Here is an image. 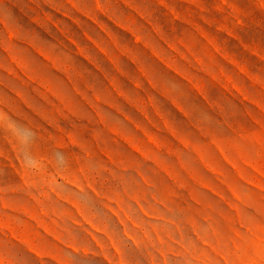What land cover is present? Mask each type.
Returning a JSON list of instances; mask_svg holds the SVG:
<instances>
[{"label":"rangeland","instance_id":"374dc122","mask_svg":"<svg viewBox=\"0 0 264 264\" xmlns=\"http://www.w3.org/2000/svg\"><path fill=\"white\" fill-rule=\"evenodd\" d=\"M0 264H264V0H0Z\"/></svg>","mask_w":264,"mask_h":264}]
</instances>
